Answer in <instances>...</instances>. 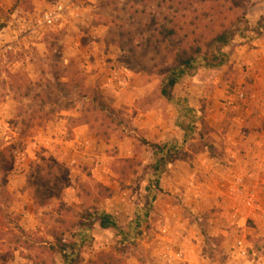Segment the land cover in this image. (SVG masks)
<instances>
[{
    "label": "rangeland",
    "instance_id": "1",
    "mask_svg": "<svg viewBox=\"0 0 264 264\" xmlns=\"http://www.w3.org/2000/svg\"><path fill=\"white\" fill-rule=\"evenodd\" d=\"M239 240L264 264V0H0V264H233Z\"/></svg>",
    "mask_w": 264,
    "mask_h": 264
},
{
    "label": "trees",
    "instance_id": "2",
    "mask_svg": "<svg viewBox=\"0 0 264 264\" xmlns=\"http://www.w3.org/2000/svg\"><path fill=\"white\" fill-rule=\"evenodd\" d=\"M230 39L228 32H222L218 34L211 42L210 46L213 44H220V47L225 46ZM196 54L198 55V52H201L200 48H197ZM224 57L225 54H223L220 49L218 55L213 53L211 55V58L208 59V66L210 67H216L218 65H222L224 63ZM195 59V56H189V57H180L178 66L175 70L172 71V73L169 76L167 84L162 89V93L165 97L171 99L172 98V89L179 83L181 77L186 74L188 71L194 69L193 61ZM164 149H167L165 152V155L162 156L161 163L162 165H168L169 163L175 161L177 159L178 155V148L175 145L167 146V148H161L163 151ZM100 222V226L104 229L110 228L111 226L116 227L117 223L114 219V217L111 214L103 213L97 218ZM97 219H94L93 222ZM60 252L62 255L66 258L69 256L70 253H73L72 248L67 246L66 244H60Z\"/></svg>",
    "mask_w": 264,
    "mask_h": 264
},
{
    "label": "built area",
    "instance_id": "3",
    "mask_svg": "<svg viewBox=\"0 0 264 264\" xmlns=\"http://www.w3.org/2000/svg\"><path fill=\"white\" fill-rule=\"evenodd\" d=\"M66 5L63 3L58 4L55 8L41 12L35 18V27L29 30V32L37 31L38 28L55 26L61 21L62 15ZM11 48V46H10ZM240 101L246 100L244 92L239 91L235 95ZM232 103V102H230ZM237 256H235L233 264H252L248 256V248L242 240H239L236 244Z\"/></svg>",
    "mask_w": 264,
    "mask_h": 264
}]
</instances>
